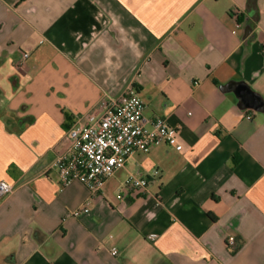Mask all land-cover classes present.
<instances>
[{"label": "crops", "instance_id": "crops-1", "mask_svg": "<svg viewBox=\"0 0 264 264\" xmlns=\"http://www.w3.org/2000/svg\"><path fill=\"white\" fill-rule=\"evenodd\" d=\"M255 3L252 19L247 0H0V181L14 187L0 197V264H264ZM130 84L182 150L133 154L98 195L78 181L60 190L67 129ZM129 176L147 189L117 198Z\"/></svg>", "mask_w": 264, "mask_h": 264}, {"label": "built area", "instance_id": "built-area-1", "mask_svg": "<svg viewBox=\"0 0 264 264\" xmlns=\"http://www.w3.org/2000/svg\"><path fill=\"white\" fill-rule=\"evenodd\" d=\"M231 15L236 27H239L241 11L234 8ZM27 57V53L22 54V59ZM246 118L251 119V116ZM64 140L66 150L52 164L58 173L60 190L78 181L92 195L100 194L107 180L120 171L133 154L148 153L158 145L170 146L175 151L182 150L174 129L164 119L151 121L143 116V103L132 84L116 97L105 96L101 113L93 112L76 118L67 129ZM147 187L146 178L129 176L122 183L117 198H121L123 192L145 191ZM13 191V185L0 181V197H6ZM88 212L85 203L73 209L71 216L79 217ZM227 244H235L233 236L227 238ZM117 254L116 249L111 251L112 256Z\"/></svg>", "mask_w": 264, "mask_h": 264}, {"label": "water", "instance_id": "water-1", "mask_svg": "<svg viewBox=\"0 0 264 264\" xmlns=\"http://www.w3.org/2000/svg\"><path fill=\"white\" fill-rule=\"evenodd\" d=\"M236 87V83H229L228 85H225L222 87L223 90H229L234 89ZM241 94V102L240 104H245L246 102L252 103L256 108H259V102L255 98H253L250 94L240 91Z\"/></svg>", "mask_w": 264, "mask_h": 264}, {"label": "trees", "instance_id": "trees-1", "mask_svg": "<svg viewBox=\"0 0 264 264\" xmlns=\"http://www.w3.org/2000/svg\"><path fill=\"white\" fill-rule=\"evenodd\" d=\"M247 13L252 19H256L258 17L255 0H247Z\"/></svg>", "mask_w": 264, "mask_h": 264}]
</instances>
